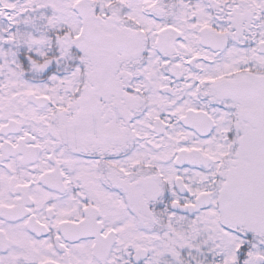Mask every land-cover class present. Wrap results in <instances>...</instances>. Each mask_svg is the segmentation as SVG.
Segmentation results:
<instances>
[{
    "label": "snow or ice",
    "instance_id": "1",
    "mask_svg": "<svg viewBox=\"0 0 264 264\" xmlns=\"http://www.w3.org/2000/svg\"><path fill=\"white\" fill-rule=\"evenodd\" d=\"M0 264H264V0H0Z\"/></svg>",
    "mask_w": 264,
    "mask_h": 264
}]
</instances>
